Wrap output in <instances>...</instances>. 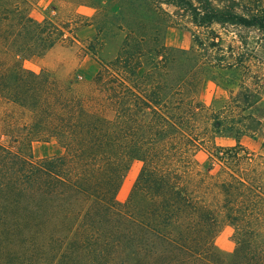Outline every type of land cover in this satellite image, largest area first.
Instances as JSON below:
<instances>
[{
  "label": "trees",
  "instance_id": "trees-1",
  "mask_svg": "<svg viewBox=\"0 0 264 264\" xmlns=\"http://www.w3.org/2000/svg\"><path fill=\"white\" fill-rule=\"evenodd\" d=\"M37 1L0 0V264H264V155L239 139L264 125L246 113L259 95L241 104L233 79L217 80L220 108L196 96L216 71L244 68L249 38L264 39V0H120L123 41L84 91L23 68L77 41L76 23L35 19ZM187 23L188 48L160 42L163 24ZM50 139L63 153L35 159L32 143ZM223 226L227 256L214 243Z\"/></svg>",
  "mask_w": 264,
  "mask_h": 264
},
{
  "label": "rangeland",
  "instance_id": "rangeland-1",
  "mask_svg": "<svg viewBox=\"0 0 264 264\" xmlns=\"http://www.w3.org/2000/svg\"><path fill=\"white\" fill-rule=\"evenodd\" d=\"M119 1L120 0H38L32 9V16L35 19H52L55 21L70 20L77 24L74 30L77 41L74 45L68 47L55 46L45 55L39 58H33L22 61L24 69L32 72L48 70L56 79L69 81L77 90L84 91L90 85V82L99 69V60L107 62L112 59L124 38V33L119 31L116 26L119 24ZM172 9H169L171 12ZM177 17H174L176 21ZM174 22V21H173ZM175 23V22H174ZM162 25L160 42L166 46L177 48H188L192 40V27L190 24L183 26ZM97 27H102L103 32L98 39H103L102 49L97 48V41L94 40ZM91 45L96 48V57H93L86 48ZM238 45V43H235ZM82 49L85 50L82 51ZM245 50V51H244ZM244 68L237 72H229L225 69L216 71L214 79H206L197 92V99L204 105L220 108L229 98L226 84L235 79V83L244 82V87L237 88L232 86L234 92L239 93L241 104L246 105L249 99H244V94L256 92L259 100L253 102L251 110L253 116L259 122H264V39L260 36H252L248 40L247 47L243 49ZM216 79V80H215ZM219 80V82L217 81ZM252 94V93H251ZM256 97V96H255ZM254 97V98H255ZM252 98V99H254ZM255 101V100H251ZM251 129H260L255 133H247L241 136L240 143L250 152L264 155V125L258 126L256 123H249ZM1 142L2 138H0ZM54 142V143H53ZM218 144H233L231 137H222L217 139ZM59 143L55 139L47 142L37 141L32 143L31 153L35 159L53 157L60 155L62 151ZM63 152V151H62ZM196 167L202 173H208V158L205 152L197 151L193 155ZM141 163L134 161L122 179L117 199L124 202L136 179ZM214 173V171H212ZM119 197V192L121 191ZM231 229L223 226L215 238L216 248L225 256L229 255L234 248L231 238Z\"/></svg>",
  "mask_w": 264,
  "mask_h": 264
},
{
  "label": "crops",
  "instance_id": "crops-1",
  "mask_svg": "<svg viewBox=\"0 0 264 264\" xmlns=\"http://www.w3.org/2000/svg\"><path fill=\"white\" fill-rule=\"evenodd\" d=\"M54 143V142H53ZM60 145V144H59ZM61 148V150L63 151V148L61 147V145L59 146ZM60 152V155L63 153V152ZM229 227V226H228ZM231 229V227H229ZM231 232H232V229H231Z\"/></svg>",
  "mask_w": 264,
  "mask_h": 264
}]
</instances>
